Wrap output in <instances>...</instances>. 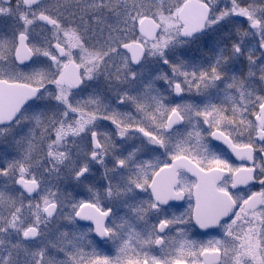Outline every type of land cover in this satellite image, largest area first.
<instances>
[{"label": "flooded vegetation", "instance_id": "1", "mask_svg": "<svg viewBox=\"0 0 264 264\" xmlns=\"http://www.w3.org/2000/svg\"><path fill=\"white\" fill-rule=\"evenodd\" d=\"M62 2L0 0V82L37 90L11 121L0 123V133L37 114L40 163L49 169L50 182L73 189L65 185L73 195L40 199L39 191L30 194L17 185L18 178L36 181L33 173H14L15 198L6 199L7 187L0 191V220L5 215L0 264H35V257L24 255V245L35 248L41 226L35 221L23 231V198L31 215L44 206L45 219L57 216L47 237L46 264H92L93 259L96 264H203L206 249L219 250V264H224L222 247L200 250V239L216 235L225 241L229 223L247 222L264 205L263 195L260 208H245L263 183L264 41L262 33L250 36L248 22L254 19L249 5L258 7L264 0H197L203 5L197 15L207 8V19L203 30L189 37L181 36L175 14L172 35L184 47L174 54L175 64L164 60L162 66L149 59L150 45L162 35L155 17L160 24L155 39L134 30L122 33L131 38L115 39L108 25L100 32L88 17L71 13L77 0ZM16 15L22 28L8 40L14 36L7 33L8 16ZM21 40L29 57L25 62L16 56ZM134 41L144 49L139 65L123 48ZM168 41L166 36L160 40V52ZM70 62L78 68L76 86L59 82ZM215 131L234 145L253 147L256 183L260 180L232 192V216L217 230L201 232L193 192L197 178L185 166L228 170L219 188L230 190L233 172L243 165L212 139ZM14 203L7 218L4 208Z\"/></svg>", "mask_w": 264, "mask_h": 264}, {"label": "rangeland", "instance_id": "2", "mask_svg": "<svg viewBox=\"0 0 264 264\" xmlns=\"http://www.w3.org/2000/svg\"><path fill=\"white\" fill-rule=\"evenodd\" d=\"M59 1V0H57ZM69 1V0H63ZM73 1V0H71ZM78 3L71 6V13L77 11L75 15L81 17H88L97 30L104 32L105 25L114 29L115 39H128L132 35L122 34L124 31L134 30L137 32L138 21L144 15H151L155 17L162 24V31L155 43L151 44V58H156L159 65L162 66L163 61H168V64H175L178 60L174 55L177 50L184 47L178 41H174V35H172L173 29L176 27V23L173 19L177 14L178 9L184 3L185 0H77ZM249 11L252 12L254 19L248 22V32L250 36L254 34L262 33L264 41V4L261 6L249 5ZM93 18H96V24ZM20 15H16L15 18L8 16L7 20V33L13 32V37L10 35L8 40L15 38V34L22 28ZM258 20L260 25L258 27H250L252 22ZM6 22V21H5ZM134 33V32H133ZM137 35V33H136ZM169 39L166 49L160 52V40L164 37ZM114 42V41H113ZM111 46V45H110ZM148 57V56H147ZM186 61L189 58L185 59ZM146 64H151L148 59ZM262 65L264 70V56L262 58ZM154 68V67H153ZM31 113V112H30ZM32 114V113H31ZM21 121L13 127L12 131L7 134L0 133V162H4L5 166H1L0 163V191L4 192L7 187V200L15 198L14 192L17 189L15 185L16 177L14 173L18 174H31L40 185L39 197L40 199L48 198L49 195H73L65 185H68L71 190L72 187L65 183H52L50 182L49 169L40 163V153H36L37 142L35 132L39 127V117L35 114V119L24 118L22 124ZM16 128L23 130L15 131ZM240 137V136H237ZM40 167V168H39ZM260 169V168H259ZM30 172V173H28ZM260 175H262L263 183L259 184L258 188L264 194V168L260 169ZM260 178V177H259ZM258 178V179H259ZM260 180V179H259ZM259 182V181H258ZM5 193V192H4ZM77 195H81L77 192ZM24 212L22 216L23 231L31 223L41 226L39 238L34 242L35 248H29L31 243L25 244L24 255L26 257H35V264H46L47 257L50 256V248L47 244V237L55 230L52 228L53 220H47L44 217L43 208L36 211L31 215L27 211V201L23 198ZM17 204H7L4 208V212L8 211V217L11 212H14V208ZM10 206V207H9ZM0 212H3V208L0 206ZM45 219L46 222L42 223ZM5 215L0 220V231L4 226ZM238 219L233 220L229 225L224 228L225 235H229L228 238L219 242L215 239L216 235H210L200 239V250L202 247H218L224 250V264H264V205L256 213L255 216L247 219V222H237ZM237 222L240 225L233 224ZM20 227V225L18 226ZM62 232H56V236L61 235ZM64 238H61L62 240ZM57 240V239H56ZM3 241L0 243V247H3ZM44 258V259H43ZM92 264L99 263L97 259H93Z\"/></svg>", "mask_w": 264, "mask_h": 264}, {"label": "water", "instance_id": "3", "mask_svg": "<svg viewBox=\"0 0 264 264\" xmlns=\"http://www.w3.org/2000/svg\"><path fill=\"white\" fill-rule=\"evenodd\" d=\"M203 6L195 0H189L179 10L178 18L183 23L181 34L184 37H189L194 33L201 32L205 24L208 9L206 8L203 15H197V7ZM258 23L255 24L257 26ZM139 30L149 39H154L159 31V24L152 17H144L139 22ZM264 49V46H262ZM131 56V62L134 65H139L144 57L143 46L139 42H130L123 45ZM24 43L17 50L16 56L19 62H25L29 59L24 53ZM78 68L74 62H70L65 67L64 73L59 79V82H68L76 86L78 84ZM0 123L11 121L22 107L30 101L36 93V89L18 84L0 82ZM263 125H264V108H263ZM264 139V135L261 136ZM212 139L222 143L233 155L238 162H245L247 166L240 167L233 173L231 190L245 188L255 182L254 151L252 146H236L230 138L220 131H215L212 134ZM264 162V153H263ZM185 168L197 178V183L194 187V195L198 202L197 207V222L202 232L214 230L219 226L221 220L229 218L234 211L235 204L229 191L220 190L218 184L222 179L229 174V171L214 167L209 170L201 169L197 164L191 163ZM17 185L23 188L24 191L32 194L37 193L38 185L35 181L18 178ZM262 205V194L255 193L248 200L247 209H256ZM48 208L47 214L50 213ZM83 219V215H78ZM203 258L206 264H219V251H205Z\"/></svg>", "mask_w": 264, "mask_h": 264}]
</instances>
